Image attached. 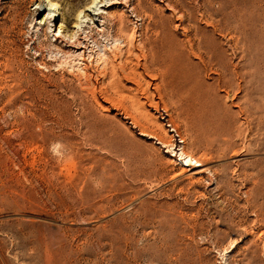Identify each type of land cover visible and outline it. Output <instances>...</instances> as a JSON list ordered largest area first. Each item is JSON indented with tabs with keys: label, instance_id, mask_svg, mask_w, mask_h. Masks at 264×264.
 Here are the masks:
<instances>
[{
	"label": "rangeland",
	"instance_id": "374dc122",
	"mask_svg": "<svg viewBox=\"0 0 264 264\" xmlns=\"http://www.w3.org/2000/svg\"><path fill=\"white\" fill-rule=\"evenodd\" d=\"M0 264H264V0H0Z\"/></svg>",
	"mask_w": 264,
	"mask_h": 264
},
{
	"label": "bare ground",
	"instance_id": "6f19581e",
	"mask_svg": "<svg viewBox=\"0 0 264 264\" xmlns=\"http://www.w3.org/2000/svg\"><path fill=\"white\" fill-rule=\"evenodd\" d=\"M34 1V0H33ZM40 1V0H39ZM51 1V0H50ZM56 0H54V2H55ZM41 3V2H40ZM50 3V2H49ZM112 3H114V2H112ZM50 5H53L52 3L50 4ZM56 6H58V5H56ZM43 7V6H42ZM131 7H132V5H131ZM60 8V7H59ZM62 9V8H61ZM59 12V11H58ZM76 12V11H75ZM57 13V12H56ZM49 15V13L47 14V16ZM77 15V14H76ZM54 17V16H53ZM50 19V18H49ZM66 19V18H65ZM78 19V18H77ZM103 19V18H102ZM62 20V19H61ZM45 21V20H44ZM66 21V20H65ZM41 22V21H40ZM39 22V23H40ZM36 23V22H35ZM45 23V22H44ZM78 24L79 22H76L75 21V24ZM40 24H42V23H40ZM48 24V23H47ZM80 25V24H79ZM78 25V26H79ZM38 26V25H37ZM45 26H46V24H45ZM36 27V26H35ZM40 27V26H39ZM64 27H66L65 25H64V23H63V20H62V22L60 23V25L58 26V31L59 32H61L62 30L64 31ZM73 28H75L74 26H72ZM44 28V27H43ZM67 28V27H66ZM83 28V27H82ZM42 29V28H41ZM47 29V28H46ZM41 31V30H40ZM42 31H45V30H42ZM41 31V32H42ZM58 31H57V33H58ZM62 31V32H63ZM72 31V30H71ZM84 31V30H83ZM81 32V31H80ZM45 34V33H44ZM64 35V34H63ZM79 35V34H78ZM78 35H76V32H73L72 33V37H74V40H73V44H70L72 47H73V49H74V51H76L79 47H77L76 46V44H78V43H80L79 42V36ZM46 36V35H45ZM71 36V35H70ZM54 37H56L55 39H57V38H60L61 37V34L60 33H58V34H56V35H54ZM88 37V36H87ZM58 40V39H57ZM69 40V39H68ZM59 41V40H58ZM67 41V40H66ZM75 44V45H74ZM63 45H65V43L63 44ZM78 46H79V44H78ZM68 47H69V45H68ZM66 48V47H65ZM64 48V49H65ZM63 50V49H62ZM67 50V49H66ZM72 51V50H71ZM70 51V52H71ZM69 52V51H68ZM75 52H73V54H74ZM79 54V53H78ZM72 56V55H71ZM81 58V57H80ZM83 59V58H82ZM83 67H86L85 65L83 66ZM82 67V68H83ZM87 69V68H86ZM86 69H85V71L84 72H86ZM84 70V69H83ZM88 70V69H87ZM235 71V70H234ZM77 72V71H76ZM83 72V73H84ZM87 75H88V73H87ZM218 83V82H217ZM232 86V85H231ZM105 87V86H104ZM223 88V87H222ZM228 91V90H227ZM179 155H183V159H184V161L182 162L183 163V165H185V166H183V167H185L186 169H192V167H197V168H199L198 166H202V163L198 160V159H196V158H194V157H191V156H189V155H186V154H184V152H182V151H180V154ZM182 165V164H181ZM182 167V166H181ZM181 169H183V168H181ZM184 170V169H183Z\"/></svg>",
	"mask_w": 264,
	"mask_h": 264
}]
</instances>
